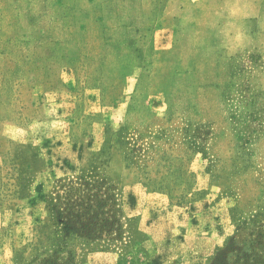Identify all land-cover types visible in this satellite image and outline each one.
Returning <instances> with one entry per match:
<instances>
[{"label":"rangeland","instance_id":"374dc122","mask_svg":"<svg viewBox=\"0 0 264 264\" xmlns=\"http://www.w3.org/2000/svg\"><path fill=\"white\" fill-rule=\"evenodd\" d=\"M84 180L115 223L86 236L58 199L64 236L47 206L102 195ZM38 238L67 264L264 238V0H0V264Z\"/></svg>","mask_w":264,"mask_h":264},{"label":"trees","instance_id":"16d2710c","mask_svg":"<svg viewBox=\"0 0 264 264\" xmlns=\"http://www.w3.org/2000/svg\"><path fill=\"white\" fill-rule=\"evenodd\" d=\"M80 184H86L87 186L101 187L102 195L97 193H85V202L82 197L76 195L77 188L73 189V185L69 186V189L63 196L57 195L55 201L48 204V211L53 214V221L55 225L60 227V230L64 232V236H68L74 233L76 228L71 226L67 221L63 220L64 209L57 204L58 199H62V204L68 205L67 212L71 217L78 220L76 226L78 229L86 234V236H96L102 233L103 230H112L111 226L115 223L110 219L102 217L104 207L107 205L113 207L115 205V197L111 192V187H106L104 181L84 180ZM88 189V187H86ZM84 191V189H83ZM80 193V191H78ZM74 195V197H73ZM77 199V200H76ZM80 200V202L78 201ZM86 204L83 207L82 204ZM83 207V208H80ZM63 209V210H62ZM83 209V210H81ZM80 219V220H79ZM83 221V222H81ZM81 225V226H79ZM118 237L121 233L116 230ZM39 239V240H38ZM34 242H30L23 252L28 248L32 251L39 252L36 258L32 261L35 264H67L70 260H61L58 257V252L65 250L67 247L69 238H54V244L52 243V249L47 250L38 248V244H41L43 238H38ZM119 239L120 238H114ZM238 238H229L221 246H219L213 253L210 259V264H264V238H244L237 241ZM70 259V257H69ZM29 262L27 264H32ZM25 264L24 262H19Z\"/></svg>","mask_w":264,"mask_h":264}]
</instances>
